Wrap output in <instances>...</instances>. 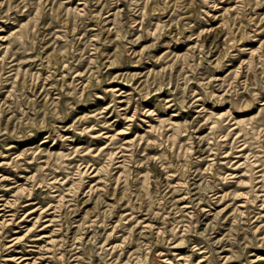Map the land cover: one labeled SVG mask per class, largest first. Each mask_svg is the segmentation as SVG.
Instances as JSON below:
<instances>
[{
	"label": "rangeland",
	"instance_id": "374dc122",
	"mask_svg": "<svg viewBox=\"0 0 264 264\" xmlns=\"http://www.w3.org/2000/svg\"><path fill=\"white\" fill-rule=\"evenodd\" d=\"M0 36V264H264V0H0Z\"/></svg>",
	"mask_w": 264,
	"mask_h": 264
},
{
	"label": "bare ground",
	"instance_id": "6f19581e",
	"mask_svg": "<svg viewBox=\"0 0 264 264\" xmlns=\"http://www.w3.org/2000/svg\"><path fill=\"white\" fill-rule=\"evenodd\" d=\"M0 38H1V36H0ZM111 135L112 134H110V133H106L105 134V136L104 137H106V138H110L111 137ZM126 141H129V140H126ZM124 147V146H123ZM86 168V167H85ZM94 168V167H93ZM100 170V167L99 168H97V170L96 171H99ZM23 188V187H22ZM13 202V201H12ZM12 202L9 200V199H6V198H0V210H4V212L5 211H8V210H11V209H6V207L7 206H10L11 204H12ZM42 207V206H41ZM40 207H37V208H35V209H39ZM30 213H33V210H31V212ZM8 215H11L8 219H4V221H7V220H13V218H12V215H13V213H7ZM1 215H6V214H4V213H2ZM40 216L38 215V217L36 218V220L39 218ZM3 221V220H2ZM4 221H3V223H4ZM0 224H1V222H0ZM31 228L29 227L28 228V230H30ZM50 230V229H49ZM21 236L22 235H16V237L14 238L16 241L17 240H19V239H21ZM40 243V242H39ZM46 246V245H45ZM44 247V246H43ZM27 258V256H24V255H14V254H11V256H10V258H7V259H12V260H19L21 263L25 260ZM18 261V262H19ZM38 263V262H37ZM24 264H36V258H32V260H30V261H27V262H24Z\"/></svg>",
	"mask_w": 264,
	"mask_h": 264
}]
</instances>
